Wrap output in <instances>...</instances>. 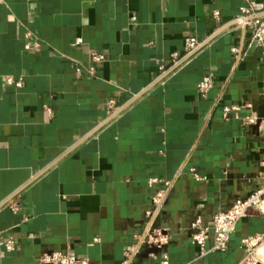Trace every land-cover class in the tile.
<instances>
[{"label": "crops", "instance_id": "1", "mask_svg": "<svg viewBox=\"0 0 264 264\" xmlns=\"http://www.w3.org/2000/svg\"><path fill=\"white\" fill-rule=\"evenodd\" d=\"M245 1L0 0V241L15 243L0 247V264L53 251L122 264L164 183L154 227L168 244L141 245L132 264H239L249 237L264 264V214L242 217L225 252L200 257L190 239L196 218L209 223L264 183V138L222 117L243 102L264 117V42L249 52V31L231 26ZM28 30L37 48L24 51ZM188 36L201 48L170 68ZM90 53L106 59L92 76Z\"/></svg>", "mask_w": 264, "mask_h": 264}, {"label": "built area", "instance_id": "2", "mask_svg": "<svg viewBox=\"0 0 264 264\" xmlns=\"http://www.w3.org/2000/svg\"><path fill=\"white\" fill-rule=\"evenodd\" d=\"M213 22L216 24L214 33L222 31L225 25L220 22L218 11L211 13ZM131 22H135L134 15L130 18ZM231 26L236 29L247 30L250 33V41H256L257 45H262L264 42V4L256 3L252 0H246L238 9L237 16L233 19ZM25 43L24 51H30L37 48V39L34 33L30 30L24 34ZM80 39L76 41L77 44ZM202 46L194 36H188L184 39V51L180 56L177 53H171L169 58L171 61L170 68H177L184 61L194 55ZM234 54L238 53V49L233 48ZM105 57L99 53L89 54V65L85 68L89 75H94L96 66L105 62ZM82 66L78 65L75 72L79 73ZM8 86L21 87V81H13L10 77L5 78ZM211 88V75L204 76L196 85L197 93L200 97H205ZM113 103L108 102V110L112 112ZM242 110H249L247 115L239 116ZM233 114V118L239 121L242 130L248 138L257 139L264 138V117L262 111H256L251 103L243 102L238 105H231L222 108V117L224 120L229 119V115ZM259 176L264 179V160L259 163ZM195 180H201L197 175H193ZM149 184L155 180H149ZM171 188L170 183H164V188L156 193L153 198V205L150 210L145 213L146 223L143 234L137 239L134 245L128 247L124 253L122 264H132V261L141 245H149L157 249L163 248L168 244V237L164 231L156 229L154 223L159 213L160 206ZM248 212H258L264 214V183L259 185L253 192L243 198H235L230 205L224 210L216 213L211 221L204 224L200 218H196L190 225L192 230L191 244L198 248L199 256L202 257L212 252H225L228 247L229 239L236 231V226L239 220ZM211 240V247L206 248V242ZM241 244L245 249V256L239 264H259L262 262L258 256V246L260 241L257 238H245L241 240ZM0 247L7 251H13L15 243L12 238L0 241ZM166 258L165 256L163 257ZM38 264H89L86 259H78L77 257L61 252L53 251L43 253L38 259Z\"/></svg>", "mask_w": 264, "mask_h": 264}, {"label": "water", "instance_id": "3", "mask_svg": "<svg viewBox=\"0 0 264 264\" xmlns=\"http://www.w3.org/2000/svg\"><path fill=\"white\" fill-rule=\"evenodd\" d=\"M255 47H256V41H252L249 48V52H251Z\"/></svg>", "mask_w": 264, "mask_h": 264}]
</instances>
